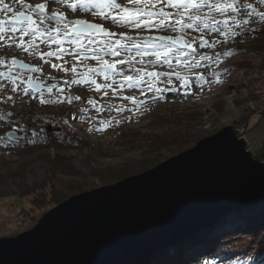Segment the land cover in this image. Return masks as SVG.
Here are the masks:
<instances>
[{"label":"rangeland","instance_id":"rangeland-1","mask_svg":"<svg viewBox=\"0 0 264 264\" xmlns=\"http://www.w3.org/2000/svg\"><path fill=\"white\" fill-rule=\"evenodd\" d=\"M25 2L35 5L42 0ZM5 3L17 7L13 0ZM262 30L264 23L258 19L255 24L237 29L241 34L235 41L218 50L238 54L223 57L219 67L213 64L207 71L201 69L205 80L211 83L202 87L193 85L189 89L191 95L185 96L183 90L180 94L168 91L160 100H154L148 98L149 93L135 96L137 102L145 103L134 107L129 100L97 96L91 89L73 85L70 96L80 94L85 100L91 97L99 101V112L89 110L79 120H69V116L86 107L80 102L45 107L25 97L23 101L17 100L15 107L9 105L8 111L15 120L0 123V239L13 238L33 228L53 208L37 210L34 197L40 199L54 185L79 194L107 186L101 176L126 171L129 166L133 173L126 178L140 175L144 173V163L152 169L229 126L244 132L247 151L261 158L264 155V117L259 121L264 112ZM202 51L211 54V50ZM213 71L219 75L214 77ZM53 75L62 74L53 72ZM181 75L189 74L181 72ZM172 79L175 81V77ZM57 82L62 84L60 80ZM128 91L140 94L138 90ZM117 108L133 109L130 115L136 119H123L124 111L117 112ZM5 111V106L0 105V114ZM66 120L68 123H64ZM8 122L27 126L30 130L27 137L15 132L24 138L7 139L5 134L14 132ZM42 129L50 132L45 135ZM177 133L180 143L173 144L171 135ZM163 136L169 139L165 144L159 141ZM28 139L35 142L28 143ZM40 189V196L36 195ZM234 216H239V223L246 228L238 223L237 230H230L229 219ZM222 223L217 227H222L223 232L215 235L212 243L215 249H220H203L182 264H264V258L258 256L264 244V203L231 214ZM212 253L229 255L215 259Z\"/></svg>","mask_w":264,"mask_h":264},{"label":"snow or ice","instance_id":"snow-or-ice-1","mask_svg":"<svg viewBox=\"0 0 264 264\" xmlns=\"http://www.w3.org/2000/svg\"><path fill=\"white\" fill-rule=\"evenodd\" d=\"M13 2L17 7L0 0V105L6 108L0 123L15 120L8 106L25 97L45 107L84 103L69 120H79L89 110L99 112L97 99L69 95L73 85L129 100L134 107L145 101L137 102L135 93L124 95L125 90L151 93L148 98L154 100L168 91L191 95L193 85L211 83L201 69L219 67L223 57L233 55L218 49L235 41L241 34L237 29L257 19L264 23V0ZM123 110L131 111L115 109ZM9 126L26 137L30 131L14 122Z\"/></svg>","mask_w":264,"mask_h":264},{"label":"water","instance_id":"water-1","mask_svg":"<svg viewBox=\"0 0 264 264\" xmlns=\"http://www.w3.org/2000/svg\"><path fill=\"white\" fill-rule=\"evenodd\" d=\"M244 136L226 127L140 175L71 196L29 231L1 238L0 264H148L158 251L264 203V163Z\"/></svg>","mask_w":264,"mask_h":264},{"label":"bare ground","instance_id":"bare-ground-1","mask_svg":"<svg viewBox=\"0 0 264 264\" xmlns=\"http://www.w3.org/2000/svg\"><path fill=\"white\" fill-rule=\"evenodd\" d=\"M130 94H132V93H130L128 90H125L124 95H130ZM135 96L141 97L140 94H136V93H135ZM122 109H124V108H122ZM131 110H133V109H131ZM123 111H124L123 119L127 118L128 121L136 119L135 117L130 115L131 111H128V110H123ZM134 112L136 114L138 113V111H134ZM256 157L259 158L258 156H256ZM262 159L263 158H261L260 160L264 163V161ZM228 216H230V215H228ZM227 218L228 217H226V219ZM229 220L231 222L230 227H229V225H226V227H229L230 230H237L239 225L244 227V225L239 223V220H241L239 216H234L233 218H231ZM238 223H239V225H238ZM219 225H223V223L220 222V224L217 223V224H214L210 227H207V228L201 230L200 232L196 233L192 237H189V238L183 240L182 242L173 246L172 248L158 251L156 253V256L148 264H182L187 259L193 258V256L195 254L202 253L203 249L204 250L205 249H209V250L213 249L214 248L212 246L213 245L212 243L214 242L213 238L215 237V235L223 232L222 230H220L222 227H217ZM244 228H246V227H244ZM225 231H227V228ZM217 250H219V248L215 249V251H217ZM157 256L160 258H163V259L156 260L158 258Z\"/></svg>","mask_w":264,"mask_h":264},{"label":"trees","instance_id":"trees-1","mask_svg":"<svg viewBox=\"0 0 264 264\" xmlns=\"http://www.w3.org/2000/svg\"><path fill=\"white\" fill-rule=\"evenodd\" d=\"M263 50H264V47H263ZM233 54L236 55L238 53H233ZM7 124L9 125L10 122H8ZM178 135H179L178 133L171 135V136H173V139H174V141L173 140L171 141L173 144H179L180 143V139L178 138ZM165 140H167L166 139V136L165 137L163 136V137L160 138L159 141H161V142L164 143ZM0 142H1V140H0ZM261 158L264 159V155ZM261 158H257V159L260 160ZM154 163H157V162H153L152 164H154ZM155 165H157V164H155ZM142 166H143V172L147 171L151 167V165H145V163ZM132 170H133V168L131 166H129L126 171H120V172H117V173L111 172L108 176H106V177H102L101 176V178H102V181H105L106 182V185H112V184H115V183H117V182L125 179L128 175H130L131 173H133ZM0 178H1V176H0ZM40 191H41V189L36 192V193H38L36 195H39L40 196V194H41ZM29 195L30 194H28V196ZM74 195H77V193H68L67 191H65L64 189L60 188L59 186L56 187L54 185V186H52L50 192L47 193L45 196H41L40 199H37L36 197H34L33 204H34V206L36 207L37 210H42L44 208L54 207V206L58 205L59 203L65 201L66 199H68V198H70L71 196H74ZM259 210L262 211V209H259ZM27 215L28 214L26 213L25 216H27ZM254 218H257V217H254ZM251 219L253 220V217L252 216H251ZM260 248H261V250H260L258 256L264 258V244L261 245ZM226 255H229V253H223L221 256L226 257ZM213 256H215L214 257L215 259L216 258L217 259H220L221 258L220 255H217V253H212V257ZM258 261H260V260H258Z\"/></svg>","mask_w":264,"mask_h":264}]
</instances>
